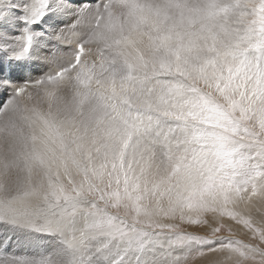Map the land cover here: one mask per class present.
<instances>
[{
	"label": "snow or ice",
	"instance_id": "1",
	"mask_svg": "<svg viewBox=\"0 0 264 264\" xmlns=\"http://www.w3.org/2000/svg\"><path fill=\"white\" fill-rule=\"evenodd\" d=\"M200 261L264 264V0H0V264Z\"/></svg>",
	"mask_w": 264,
	"mask_h": 264
},
{
	"label": "rangeland",
	"instance_id": "2",
	"mask_svg": "<svg viewBox=\"0 0 264 264\" xmlns=\"http://www.w3.org/2000/svg\"><path fill=\"white\" fill-rule=\"evenodd\" d=\"M28 69L30 71V73L32 74V76L34 75V78H37L39 76H41L43 73H45L46 71H48L49 69L43 65L40 64H34L32 62H22L20 64V66H13L11 69L14 70V73L17 77V80H22L24 79L23 76H25L27 74H25V69ZM11 69L5 67V72L10 74ZM11 75V74H10ZM20 77V78H19ZM253 217L254 219H257L259 221L260 219V213H257L255 210H253ZM190 230H195V229H190ZM238 238H244L243 234L240 233L238 234ZM23 251H21V256L27 255L28 250L27 249H23ZM25 251V252H24ZM221 257L219 256H210L207 258V260H217L220 259ZM197 264H206V261H200L197 262Z\"/></svg>",
	"mask_w": 264,
	"mask_h": 264
},
{
	"label": "bare ground",
	"instance_id": "3",
	"mask_svg": "<svg viewBox=\"0 0 264 264\" xmlns=\"http://www.w3.org/2000/svg\"><path fill=\"white\" fill-rule=\"evenodd\" d=\"M26 72H27V74H26ZM10 74H11V76H12L14 79H17V77H16V75H15L13 69H11ZM25 74H26V75L23 76L24 78H27V77H29V76H31L32 78L35 77L34 75L32 76V74L30 73V71H29L27 68L25 69ZM19 78H20V77H19ZM21 251H23V250L20 249V250H19V254H21ZM24 252H25V251H24Z\"/></svg>",
	"mask_w": 264,
	"mask_h": 264
}]
</instances>
